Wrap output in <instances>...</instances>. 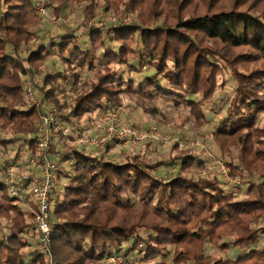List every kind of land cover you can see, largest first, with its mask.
Here are the masks:
<instances>
[{
	"label": "trees",
	"instance_id": "16d2710c",
	"mask_svg": "<svg viewBox=\"0 0 264 264\" xmlns=\"http://www.w3.org/2000/svg\"><path fill=\"white\" fill-rule=\"evenodd\" d=\"M31 1L0 0V133L7 136L0 138V172L21 166L18 152L6 158L14 147L25 149L26 160L36 156L41 110L29 108L24 94L35 74L41 78L35 91L43 107L55 108L65 124L75 126L93 113L119 108L128 96L187 107L197 127L206 123L204 104L224 88L219 78L229 75L233 93L214 136L222 154L231 146L237 149V164H227L230 177L250 182L245 196L235 198L216 178H194L190 169L196 154L178 150L176 143L175 156L153 164L139 155L110 161V145L99 155H86L65 150L63 143L59 162H69L71 169L61 189L51 192L55 226L49 256L38 248L26 254L27 236L38 240L32 224L36 207L28 198L9 197L0 176V220L9 222L0 236V264H104L136 250L150 259L168 247L171 264H264V247L258 246L264 234V0H50L54 17L67 1L82 6V26L100 1L106 12L123 7L135 21L105 32L90 27L87 44L80 46L74 35L65 34L58 42L37 44L24 57L23 47L40 42L43 17ZM55 47L65 67L53 73L44 65ZM85 68L93 71V80L82 90L77 81ZM68 84L74 87L72 100L66 96ZM144 112L156 113L153 108ZM177 162L178 170L170 171ZM205 243L223 254L230 246L243 253L215 257L205 253Z\"/></svg>",
	"mask_w": 264,
	"mask_h": 264
},
{
	"label": "rangeland",
	"instance_id": "374dc122",
	"mask_svg": "<svg viewBox=\"0 0 264 264\" xmlns=\"http://www.w3.org/2000/svg\"><path fill=\"white\" fill-rule=\"evenodd\" d=\"M49 6V16L42 18L41 25L39 27V39L40 43H46L45 41L55 42L60 41L59 38L65 34L74 35V40L78 41L79 46L82 44H87V34L90 32V27H95L96 29L106 31L108 27L119 26L123 24H131L135 21L132 13L128 11L123 12V7H121L119 13H114L112 11L106 12L104 10L103 3L98 2V8L95 12L90 15L85 21V25L82 26L83 21V7L78 6L70 1H67L64 5V8L57 17H54L52 14V3L50 0H45ZM59 18L65 19L66 22L62 23L57 21ZM89 25V26H88ZM75 28H78L77 31L73 32ZM39 41L30 42L29 47H23V50L20 52L22 56H26L29 51L36 50L38 47ZM114 46V44H111ZM115 49L116 47H112ZM58 47L52 49V55L45 62L44 67L49 70V72H61L65 67L60 61L57 50ZM96 67H100L99 63H96ZM118 70H123L122 66H116ZM78 72V71H77ZM123 76L127 74L123 73ZM132 79H136V75L131 73L128 75ZM79 81H77L78 88L83 90V86H86L90 81L93 80V71H88L86 68L79 71ZM223 79L224 88L218 90L214 94L213 101L209 104H204L203 111L206 117V123L197 127L194 125V120L189 113V109L184 106L176 107L170 102H166L162 99H155L151 102L136 100L135 98H130L128 96L122 97V106L120 108L121 119L126 125H130L136 129L146 130L150 126L156 127L161 137H163L162 142H157L154 144L142 143L136 146H128L124 144L112 143L108 152L106 153V159L110 161H122L126 156L139 155L142 159L151 164L156 161L167 160L170 157L176 155V152L173 150V146L176 143L178 150H191L196 154V164L193 165L190 169L191 175L194 178L203 177L206 179L216 178L219 182V187L225 189L227 192H231L232 185L238 181L239 182V191L238 198L245 196V189L250 180L245 177L244 179H232L229 175L227 168L228 163L237 164L236 156L237 149L235 146H228V141L225 139H220L223 143V148H228L229 151L226 154H222L221 150L216 142L215 131L216 126L224 116V110L228 101L230 100L233 93L234 80L229 75H224L219 78V82ZM74 87L71 85H66L65 92L69 100H72L75 96ZM80 90H78L79 92ZM145 108H153L155 110V116L148 115L144 112ZM101 114L93 113L90 117L83 118L75 126L79 127L80 130L77 132L79 135H91L93 133L92 122L99 119ZM37 121V120H36ZM36 123V122H35ZM71 125V124H68ZM73 137H76L74 134ZM0 138H7L3 133H0ZM225 142V143H224ZM65 143L68 147H72L77 151L78 148L75 147L73 138L69 140H60L58 144L52 145L49 151V157L52 160H55L61 167V171L58 174V180L55 189L60 190L61 187L66 183L68 179L66 174L71 169L69 162L61 161L59 162L61 156L58 151L62 144ZM219 144V145H221ZM16 146V145H15ZM106 147V146H105ZM104 151L96 150H84L86 155H99ZM19 154L18 163H21V168H25L26 163V152L25 149L20 148L16 150V147L10 149L6 158L9 160L13 158L15 153ZM198 163L202 164V168H197ZM180 162L175 163L173 167L170 168V171L176 172L179 168ZM225 173V174H224ZM160 174H165V169L161 171ZM255 180L258 181L259 178L255 177ZM236 197V198H237ZM9 225L8 220H0V236L7 233L6 227ZM261 226L264 225V220L261 221ZM142 237H145V233L142 232ZM261 237H264L262 234L259 238V247H264V240ZM27 241L29 247L25 250L26 254L29 255L31 252L40 249L38 245V240L32 237V233L27 236ZM228 242L227 239H223V242ZM126 246V245H124ZM144 248H142L143 250ZM141 250V249H140ZM204 251L207 254L215 255V257H227V258H236L238 255L242 254L238 248L230 246L228 252L223 254L216 247L209 246L205 243ZM133 252H136L133 254ZM131 252L127 258H120L122 262L120 264H171L172 248L168 247L162 252V255L155 256L153 258L147 259L143 255V252L136 250ZM28 258H26V261ZM107 261V260H106ZM104 264H107V262Z\"/></svg>",
	"mask_w": 264,
	"mask_h": 264
},
{
	"label": "built area",
	"instance_id": "2783aa9c",
	"mask_svg": "<svg viewBox=\"0 0 264 264\" xmlns=\"http://www.w3.org/2000/svg\"><path fill=\"white\" fill-rule=\"evenodd\" d=\"M37 14L43 18L49 16V6L45 0H32ZM57 21L65 23L59 18ZM89 26V25H88ZM40 42H38V45ZM41 78L35 74L30 82L25 85L24 94L29 108L41 110L36 121L34 149L36 156L26 160L25 168L14 164L0 172L1 184L5 187L7 195L18 202L28 198L36 207L33 211L32 224L38 235L41 253L49 256L50 232L55 222L50 216L51 192L56 187L60 165L49 157L52 145L60 140L73 138L76 148L79 150L102 151L105 146L112 143L136 146L142 143L154 144L162 142L163 137L156 127L150 126L146 130L136 129L124 124L120 115V108L103 113L99 119L92 122L93 133L91 135H79L80 128L62 122L60 112L55 108L43 107L41 98L35 91V86L40 84ZM76 137H73L72 135ZM225 174V173H224ZM239 182L231 187V194L237 197ZM264 240V237H262ZM107 264H120V257H110Z\"/></svg>",
	"mask_w": 264,
	"mask_h": 264
}]
</instances>
